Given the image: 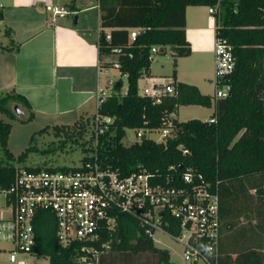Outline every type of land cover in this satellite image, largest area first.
<instances>
[{
    "label": "trees",
    "instance_id": "16d2710c",
    "mask_svg": "<svg viewBox=\"0 0 264 264\" xmlns=\"http://www.w3.org/2000/svg\"><path fill=\"white\" fill-rule=\"evenodd\" d=\"M216 3L215 36L228 41L234 57V69L228 75L229 93L218 99L203 94L194 84L175 80L176 59L191 51L185 35L186 7ZM70 4L73 9L72 0ZM98 8L100 66L109 68L114 61L119 62L118 81L96 108V113L113 117L112 128L95 144L94 112L82 114L69 124L45 125L36 133L51 132L75 142L88 134L89 139L81 144V161L96 157L122 174L145 169L154 175L155 182L171 177L173 183H179L181 173L192 167L218 185L220 264H264V194L254 192L264 187V0H98ZM105 28L111 29L110 41L105 40ZM130 28L140 29L134 39L129 38ZM117 46L122 49L115 55L112 49ZM153 46L158 47L157 53L169 47L174 65L171 83L175 91L157 103L138 93V80L149 75ZM112 56L115 58L110 59ZM123 73L127 74L124 93L120 91ZM12 105L27 112V116L20 118ZM180 105L213 107L210 117L215 121L173 117V134L164 141L143 135L129 145L122 143L127 128L160 127ZM33 114L24 96L13 89L0 92V150L6 159L0 158L2 186H8L15 174L17 165L10 161L24 160L36 148L32 145L33 134L29 145L15 158L7 146L11 123L1 115L26 121ZM34 231L33 249L38 256L47 257L49 264H81L73 246L58 244L52 213L39 211ZM104 241H109V251L123 254L127 264H133L132 255L141 253L152 254L158 264H170L168 249L155 246L152 237L145 235L137 220L127 214H120L115 230L103 231L96 244ZM105 255L102 253L100 259Z\"/></svg>",
    "mask_w": 264,
    "mask_h": 264
},
{
    "label": "built area",
    "instance_id": "2783aa9c",
    "mask_svg": "<svg viewBox=\"0 0 264 264\" xmlns=\"http://www.w3.org/2000/svg\"><path fill=\"white\" fill-rule=\"evenodd\" d=\"M217 7L218 3L209 6V13L213 15ZM48 10L52 20L68 14L64 5H51ZM139 30L130 28L129 38L134 39ZM104 37L110 41V30L105 31ZM121 49L114 47L112 53L117 55ZM157 50V46L151 47L149 58H153ZM112 68L119 71V62L114 61ZM233 69L232 46L217 34L214 41L215 99L228 95V75ZM159 80L145 85L138 93L156 103L162 96L174 93L171 82L161 77ZM113 83L108 80V84ZM107 95L110 93L105 94L99 89L97 106ZM173 117L174 113L170 114L157 128L137 127L135 136L138 140L144 135L156 142L164 141L173 134ZM208 120L212 122L215 118ZM113 121V117L95 111V144L112 128ZM150 133H158L159 137H149ZM62 167L16 166L11 183L8 186L0 183V243L5 244L0 252L5 255L6 264H14L22 255H37L33 249L34 219L41 210L52 213L58 244L73 246L76 260L81 264H100V255L108 250L109 241L96 243L103 231L115 230L120 214L136 219L149 237L159 229L180 242L185 264H220L218 185L206 180L192 167L181 173L179 183H173L171 177H166L164 182H155L154 175L145 169L122 174L103 165L96 157L82 160L76 166Z\"/></svg>",
    "mask_w": 264,
    "mask_h": 264
},
{
    "label": "crops",
    "instance_id": "0c3cea01",
    "mask_svg": "<svg viewBox=\"0 0 264 264\" xmlns=\"http://www.w3.org/2000/svg\"><path fill=\"white\" fill-rule=\"evenodd\" d=\"M70 3L71 0H0V92L13 89L24 96L33 118L47 125L52 121L69 124L82 114H93L99 89L108 87L107 73L116 70L100 66L98 0L95 4L72 0L73 9ZM51 5L66 6L68 14L52 20L48 10ZM208 8L189 5L185 9V35L191 51L178 58L182 60L179 66L191 70L181 71L184 76H180V70L175 68V80L194 84L203 94L213 95L206 90L214 76L215 41V18ZM93 9L96 20H90ZM159 78L152 76L150 64L149 75L140 79L148 86L159 82ZM209 108L213 112V107ZM178 110L179 107L174 113L176 119ZM107 259H100V264ZM142 264L158 263L151 257Z\"/></svg>",
    "mask_w": 264,
    "mask_h": 264
},
{
    "label": "rangeland",
    "instance_id": "374dc122",
    "mask_svg": "<svg viewBox=\"0 0 264 264\" xmlns=\"http://www.w3.org/2000/svg\"><path fill=\"white\" fill-rule=\"evenodd\" d=\"M95 4L96 0H88ZM90 20L95 19L96 20V10L93 9L92 12H90ZM70 19H72L71 16H69ZM3 25H0V28H2ZM115 56H112L110 59H114ZM181 59H177L178 67L175 66L178 71L180 70V76L181 71L184 73H188L191 68L189 67H182L181 64L179 66V63H181ZM151 67H152V76L153 77H161L167 82L172 81V73L174 69L173 65V57L171 55V50L169 47L165 49V52L163 53H157L154 55L152 61H151ZM119 73L117 70H110L107 73L106 79H111L114 83L113 85L118 81ZM122 86L120 91L123 93L126 91V85L127 80L125 76H122ZM188 82V81H187ZM112 84H108V87L104 88V93L109 94L113 87ZM145 86V80L139 79L138 80V89L139 91H142V88ZM206 90L210 94H214L215 85L213 83V80L210 83H207ZM15 106L12 105V109L15 112L14 109ZM178 120H187L190 118H193V116H197L199 118L205 119L208 118L209 115L212 113V108H204V107H197L196 105H180L178 106ZM94 112L96 111L93 110ZM92 111V112H93ZM27 116V112L25 113ZM91 115V114H90ZM1 117L5 120L11 123V131L8 138V149L12 152L14 157H18L19 154H21L25 148L29 145V139L31 135L35 134L34 140L32 142V145L36 148L33 151L28 152L27 156L24 160L21 161H10L12 164L17 165L19 167H46V166H52V167H72L79 165L81 162V159L83 157L82 152V143L89 139V135L87 134L84 139H78V142L73 141L72 139L65 138V136L56 137L51 132H45L43 134L36 133L39 129L44 127L47 124H43L41 120L38 118H32L30 120L21 121L17 118H9L5 115H1ZM210 118V117H209ZM208 118V119H209ZM76 120V119H75ZM51 122V121H50ZM65 122V121H61ZM71 122V121H69ZM73 122V121H72ZM56 123V121H52L49 125H52ZM58 124H67V123H60L58 121ZM149 137H152L154 139L159 137L158 133H150L148 135ZM135 136V130L133 128H127L126 134L122 138V143L125 145H129L135 140H138ZM88 144V142L86 143ZM88 146V145H87ZM0 158L2 160H6L5 157L2 155V151L0 150ZM153 243L155 246L159 248H166L169 251L170 254V264H185L184 257H183V246L180 242L176 241L174 238L169 236L167 233L163 232L162 230L156 229L153 232L152 235ZM1 247H5V244L0 243V249ZM106 255L104 257H107L109 259H112L109 261L107 259L104 264H127L123 260V254H119L117 252L109 251V249L104 252ZM133 259V264H142L144 261H148L149 258L153 257L156 259L152 254L150 253H141ZM0 262L6 263L5 255H3L0 252ZM14 264H49L48 258L44 256H27L22 255L18 257L17 261ZM130 264V263H128Z\"/></svg>",
    "mask_w": 264,
    "mask_h": 264
},
{
    "label": "water",
    "instance_id": "95a60500",
    "mask_svg": "<svg viewBox=\"0 0 264 264\" xmlns=\"http://www.w3.org/2000/svg\"><path fill=\"white\" fill-rule=\"evenodd\" d=\"M16 114L20 117V118H24L25 117V112L24 110L20 109L17 105L14 107ZM181 166V165H180ZM255 194H259L262 195L264 194V187H260L257 188L255 191Z\"/></svg>",
    "mask_w": 264,
    "mask_h": 264
}]
</instances>
